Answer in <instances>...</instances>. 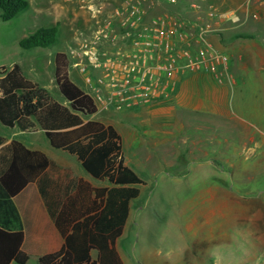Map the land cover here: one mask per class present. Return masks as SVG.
Masks as SVG:
<instances>
[{
  "label": "rangeland",
  "instance_id": "1",
  "mask_svg": "<svg viewBox=\"0 0 264 264\" xmlns=\"http://www.w3.org/2000/svg\"><path fill=\"white\" fill-rule=\"evenodd\" d=\"M27 1L29 8L12 19L0 17V71L18 63L27 78L55 93V54L68 53L92 31L85 5L101 8L105 16L121 0ZM147 1L152 4L148 18L166 12L186 17L191 1L211 8L215 17H226L235 5L261 4L248 16L264 17V0ZM51 26L58 28L53 45H19L21 38ZM72 71L68 65L69 75L81 83L82 75L74 77ZM234 90L227 111L217 114L175 106L170 114L160 110L139 122L142 108L112 110L116 117L106 121L118 122L125 161L145 182L129 201L130 224L117 241L120 264H264V120L253 116L257 91ZM130 122L137 123L135 137L125 140L122 130ZM171 128L175 132L169 134ZM0 133L8 136L10 129L0 125Z\"/></svg>",
  "mask_w": 264,
  "mask_h": 264
},
{
  "label": "crops",
  "instance_id": "2",
  "mask_svg": "<svg viewBox=\"0 0 264 264\" xmlns=\"http://www.w3.org/2000/svg\"><path fill=\"white\" fill-rule=\"evenodd\" d=\"M261 7V4H254L250 7L239 4L227 11L226 17H214L211 19L204 16L197 18L199 17L198 12H186L187 16L183 15V18L188 23L189 33L194 30L195 26L192 27L191 24L195 23V21L199 24L202 22L208 23L210 31L207 40L228 56L229 71L223 83H219L214 76L206 72L184 73L178 78L175 89L167 99H160L152 103L129 108L130 110L133 108L143 109L142 113H144V116L138 115L140 116L139 122L147 120L149 114H155L160 110L170 114L175 106L182 111L189 110L200 113L217 114L224 108L227 111L235 97V88L238 89L240 95L244 94L247 88H251L254 93L255 90L257 91L255 96L258 103L255 104L252 110L253 116L255 119L264 120V17L256 15V17L249 18L248 16L250 11L255 12V9ZM238 13L240 14L238 15ZM235 14L238 16L235 17ZM72 72L74 77H76V73ZM69 78L83 90L82 81L77 83L70 75ZM32 81L45 88L58 103L67 106L68 101L58 90L55 80V93L49 91L47 87L38 81ZM166 102L171 103L166 106L167 108L164 105H160ZM112 110L114 109L105 111L106 113H102L100 118H93L96 113L91 116L81 115V117L83 123L89 120H96L103 124H110L121 137L116 128L118 122L106 121L111 115L116 117ZM182 118L180 117L178 120ZM204 119L206 120V118ZM0 125L10 129L8 136L0 133L5 138L4 144L17 140L30 151L44 153L59 166V169L50 171L49 177L46 178L47 189L45 197L39 190L37 179L30 180L13 197L24 234L21 250L28 255L26 264L29 261L38 264L39 257L60 250L67 241L71 249H79L84 242L90 244L91 237L96 239V242L92 243L94 248L89 250V255L93 260L100 257L101 261L98 260L99 263L106 262L104 257L108 254L111 256L110 264L122 263L123 258L118 250L117 241L124 235L130 224V203L128 216L121 235L115 238L112 245L104 235L97 233L94 223L105 207L108 189L114 185L110 184L106 179H97L87 173L82 168L76 155L52 146L45 135V130L37 122L34 128L28 130H21L17 126L8 127L1 123ZM136 125L137 123L130 122L123 127L122 133L126 137L125 140L130 139L129 136L135 137L133 130L136 129ZM75 127L77 126L62 130H69ZM174 128H171L168 133L172 134L173 131L175 132ZM203 138V141H205L207 137ZM176 141L178 143V140ZM176 141L172 142L176 143ZM262 162L260 166L264 167V160ZM124 164L128 166L125 158ZM129 168L132 169L131 167ZM132 170L136 173L134 169ZM136 187L138 188V185ZM9 264L18 263L11 261Z\"/></svg>",
  "mask_w": 264,
  "mask_h": 264
},
{
  "label": "trees",
  "instance_id": "3",
  "mask_svg": "<svg viewBox=\"0 0 264 264\" xmlns=\"http://www.w3.org/2000/svg\"><path fill=\"white\" fill-rule=\"evenodd\" d=\"M28 8L27 0H0V17L7 21ZM57 33L56 26L40 27L21 38L19 45L24 49L49 47L55 43ZM53 73L58 90L68 101L67 106L27 78L18 63L9 70L3 68L0 71V123L28 130L37 122L52 146L76 155L87 173L114 185L108 189L105 207L94 223L97 233L113 245L126 222L129 201L139 195L136 186L145 182L124 164L121 137L112 125L96 120L83 123L81 115H94L97 106L92 97L70 80L67 53L55 54ZM73 126L77 127L62 130ZM4 142L5 138L0 135V264L11 261L26 264L28 255L21 250L24 234L13 197L34 179L38 180L39 190L45 197L46 178L59 166L44 153L30 151L17 140ZM90 242L74 250L67 241L60 250L39 257L38 264H103L98 262L100 257L96 260L90 257L89 250L94 248L92 243L96 239L91 237ZM110 261L111 258L108 264Z\"/></svg>",
  "mask_w": 264,
  "mask_h": 264
},
{
  "label": "built area",
  "instance_id": "4",
  "mask_svg": "<svg viewBox=\"0 0 264 264\" xmlns=\"http://www.w3.org/2000/svg\"><path fill=\"white\" fill-rule=\"evenodd\" d=\"M148 2L121 0L105 16L101 8L85 5L93 18L92 31L69 47L67 56L76 75H82L96 113L167 99L187 72H206L223 83L229 71L228 56L207 40V22L195 21L189 33L188 23L173 13L148 18ZM189 8L198 12L197 18L215 17L214 10L203 9L198 1Z\"/></svg>",
  "mask_w": 264,
  "mask_h": 264
}]
</instances>
